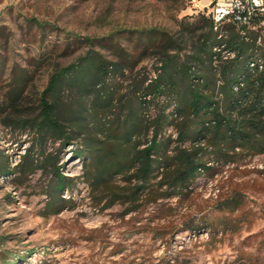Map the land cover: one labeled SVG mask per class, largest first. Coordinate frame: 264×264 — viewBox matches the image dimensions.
Segmentation results:
<instances>
[{
	"label": "rangeland",
	"instance_id": "obj_1",
	"mask_svg": "<svg viewBox=\"0 0 264 264\" xmlns=\"http://www.w3.org/2000/svg\"><path fill=\"white\" fill-rule=\"evenodd\" d=\"M212 1L0 0V166L10 169H0V264H264V153L228 162L210 154L211 169L182 193L162 197L167 187L157 178L136 203L122 197L106 207L112 191L127 193L125 175L116 176L112 189H93L89 159L76 154L80 138L64 145L10 122L33 116L50 76L91 48L120 66L87 94L64 93L70 107H84L90 127L116 124L128 106L148 122L169 104L165 112L173 120L168 95L131 91L147 85L169 55L179 63L194 53L201 30L188 26L211 11ZM17 78L28 79L26 90L11 105ZM102 86L113 102L100 109ZM163 135L174 140L175 125ZM29 153L37 167L23 174L16 168ZM53 158L75 183L60 193L65 205L58 213L46 207L55 181L46 162Z\"/></svg>",
	"mask_w": 264,
	"mask_h": 264
},
{
	"label": "trees",
	"instance_id": "obj_2",
	"mask_svg": "<svg viewBox=\"0 0 264 264\" xmlns=\"http://www.w3.org/2000/svg\"><path fill=\"white\" fill-rule=\"evenodd\" d=\"M192 25L188 28L201 30L194 53L179 63L169 55L147 85L131 91L135 93L142 87L143 96L155 99L168 95L175 105L173 120L165 112L169 104L148 122L128 106L126 116L116 124L98 122L90 127L84 107H70L64 93L76 88L87 94L111 69L120 66V62L107 61L91 48L50 76L33 116L13 117L10 122L35 129L42 137L56 136L64 145L80 138L82 144L76 154H86L89 159L87 179L93 189H112L116 176L125 175L130 183L124 188L127 193L112 191L106 207L122 197L123 201L136 203L143 194L153 191V180L157 178L160 187H167L162 197L182 193L203 171L211 169L210 154L217 161L228 162L239 154L264 153V14L256 11L246 22L232 16L216 22L211 10L200 14ZM175 43L171 38L169 45ZM222 51L230 55L225 57ZM27 80H14L9 92L11 105L25 92ZM98 93L100 109L110 107L113 93L104 86ZM146 99L140 101V107ZM169 124L175 125L174 140L163 135ZM188 141L190 146L182 145ZM46 163L55 180L46 207L48 213H58L65 205L60 193L74 186V178L64 175L54 158ZM36 167L29 153L16 169L27 174ZM0 169L10 171L6 165ZM5 264L15 261L7 260Z\"/></svg>",
	"mask_w": 264,
	"mask_h": 264
},
{
	"label": "built area",
	"instance_id": "obj_3",
	"mask_svg": "<svg viewBox=\"0 0 264 264\" xmlns=\"http://www.w3.org/2000/svg\"><path fill=\"white\" fill-rule=\"evenodd\" d=\"M211 6L216 22L230 16L246 22L256 11L264 14V0H213Z\"/></svg>",
	"mask_w": 264,
	"mask_h": 264
}]
</instances>
